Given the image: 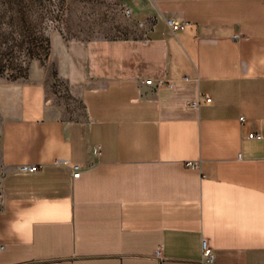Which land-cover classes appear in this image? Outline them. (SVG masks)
<instances>
[{"label": "crops", "instance_id": "crops-1", "mask_svg": "<svg viewBox=\"0 0 264 264\" xmlns=\"http://www.w3.org/2000/svg\"><path fill=\"white\" fill-rule=\"evenodd\" d=\"M113 1L0 86V264H264V0Z\"/></svg>", "mask_w": 264, "mask_h": 264}, {"label": "rangeland", "instance_id": "rangeland-1", "mask_svg": "<svg viewBox=\"0 0 264 264\" xmlns=\"http://www.w3.org/2000/svg\"><path fill=\"white\" fill-rule=\"evenodd\" d=\"M131 30L132 23L113 0H0V86L38 73L54 75L49 53L58 35L115 38ZM53 87L60 96L56 82ZM65 103L70 105V99Z\"/></svg>", "mask_w": 264, "mask_h": 264}, {"label": "built area", "instance_id": "built-area-1", "mask_svg": "<svg viewBox=\"0 0 264 264\" xmlns=\"http://www.w3.org/2000/svg\"><path fill=\"white\" fill-rule=\"evenodd\" d=\"M126 13H128V10H126ZM166 21L172 30L182 29L186 24V22H176L172 19H167ZM151 81L152 80L150 78L145 80L146 83H151ZM156 83L157 84L162 83V80L158 79L156 81ZM206 99L209 100L210 98H206ZM190 104L194 105V103H190ZM249 137L259 138V134L258 133H249ZM188 164L192 165V166L195 165L193 162H189ZM70 167L72 169V176L77 177L79 175L81 166L79 164H71ZM19 169L20 170H27V171H35L37 169V167L34 165H30V164H22L19 166ZM155 257L158 260L161 259L160 246L158 248H156V250H155ZM213 260H214L213 250L207 245L205 240H202L201 262L204 264H209V263H212Z\"/></svg>", "mask_w": 264, "mask_h": 264}]
</instances>
